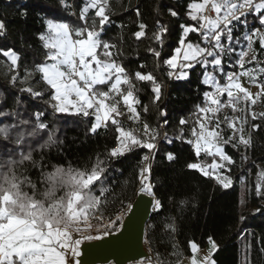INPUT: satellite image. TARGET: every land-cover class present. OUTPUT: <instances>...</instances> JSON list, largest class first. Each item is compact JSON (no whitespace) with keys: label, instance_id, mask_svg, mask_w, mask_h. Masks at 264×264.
Instances as JSON below:
<instances>
[{"label":"trees","instance_id":"16d2710c","mask_svg":"<svg viewBox=\"0 0 264 264\" xmlns=\"http://www.w3.org/2000/svg\"><path fill=\"white\" fill-rule=\"evenodd\" d=\"M202 0H108L106 15L108 22L100 32V39L115 47L110 51L113 58L125 69L134 85L135 95L140 100L137 106L140 121L134 122L125 115L119 117L121 125L126 129H141L143 123L157 129L159 137L156 141L151 164L150 181L153 184L156 198L163 203V210L152 212L146 226L145 243L151 258L157 264H177L191 256L190 242L199 248L208 245L211 237L218 245L212 259L216 264H264V195L256 194V187L264 182V95L255 105L241 102L243 112L227 111L226 115H241L247 122V136H251V147L241 145L233 147L231 143L223 145L224 151L234 163L229 170H223L232 180V185L224 189L218 182L205 177L195 170H188L187 164L196 162L209 163L212 158L206 155L196 157L192 145L186 143L191 139V129L195 125L198 107L204 104V93L212 89L203 84L205 69L200 64L188 70V78L176 80L169 78L167 72L171 68L166 64L176 50L183 37L181 25L194 27L197 22L188 16L189 5ZM87 0H0V20L6 25V33L0 36V107L5 111H19L27 118L40 112L45 130L33 138L32 153L34 166L26 161L19 172L28 175L34 183L38 182L40 165L44 171L54 167H72L79 170H90L96 158L104 160L106 171L101 181H97L92 189L99 194L101 187L112 188L107 195L104 215L114 216L131 203L138 193V173L142 156L146 149L135 148L124 156L110 158L108 153L116 146V126L108 123L95 134L90 132L94 117L55 113L47 103L51 90L45 91L43 97H33L21 89L31 87L33 91L46 89L42 74L35 71V66L45 62L46 49L39 35L47 31L45 21L67 22L72 26H83L79 14ZM175 11L174 17L171 12ZM26 12L24 16L22 13ZM95 13H88V23ZM99 29V17H96ZM146 25L145 35L136 38L135 33L141 31L139 25ZM255 25L258 24L255 20ZM161 27L167 29L162 36V44L154 39V33ZM187 42L201 43V37L190 33ZM237 50V46H234ZM149 49L160 52L157 58ZM253 51L264 67V49L260 48L258 39L254 42ZM6 51L15 52L19 59L13 66L11 60L4 55ZM238 55L236 52L223 56L225 73L236 71ZM143 65V67H141ZM210 72V68L207 69ZM31 72L32 75L28 76ZM152 74L162 85L159 101L153 103L154 94L151 83L135 79V73ZM213 72V70L211 71ZM221 84L225 77L218 71L213 72ZM16 76L15 82L12 77ZM255 84H264V74L258 73ZM105 90H106V86ZM127 87V86H123ZM19 101L17 104L16 101ZM147 107V112L144 108ZM257 112L252 119L250 111ZM165 113L161 115V113ZM221 120L223 114H217ZM187 121L181 125L180 120ZM166 121V123H165ZM9 123L0 119V127ZM252 125H259L253 129ZM222 135H231L226 124ZM165 133L167 134L165 136ZM53 135L55 143L41 147L48 135ZM171 141V143H169ZM175 154V159L168 161L166 153ZM247 157V159H244ZM43 189V185H40ZM121 201L123 203H121ZM186 201V203H181Z\"/></svg>","mask_w":264,"mask_h":264},{"label":"snow or ice","instance_id":"6c2138e0","mask_svg":"<svg viewBox=\"0 0 264 264\" xmlns=\"http://www.w3.org/2000/svg\"><path fill=\"white\" fill-rule=\"evenodd\" d=\"M107 6L108 0H87L79 14V19L84 22L83 26H72L67 22H53L52 19H47V31L38 37L47 50L45 62L36 65L35 71L42 74V80L48 87L40 91H33L28 87L21 91L28 92L33 97H43L45 91L50 89L47 103L55 113L82 115L85 118L94 116L95 122L90 128L92 134L101 127H107L109 122L115 125V131L118 133L117 146L108 153L110 158L124 156L135 148L146 149L147 154L142 156V166L138 173L139 192L153 198V212L159 213L163 210V203L156 198L150 181V161L157 149L159 132L146 122L143 123L142 130L126 129L118 119L127 113L129 120L139 122L140 112L137 106L141 102L135 95L134 85L126 69L113 58L114 54L110 49L115 46L100 39V32L109 20L106 15ZM90 10H95V14L89 24ZM206 11L214 12L215 16L205 15ZM250 12L258 14L259 24L264 26V0H202L191 3L188 16L191 21L197 22V26L181 25L184 35L179 43L183 48V55L181 56V49L178 48L176 55L166 61L171 69H177L178 66L181 69L178 73L168 72V77H174L176 80L187 79L188 73L184 69L192 68L195 64H200L205 69L202 82L212 90L204 93V104L198 107L195 125L191 129L192 138L186 140V143L192 145L197 158L203 153L213 160L207 166L196 162L188 163L187 169L216 179L224 189L232 185V180L227 175H221L220 170H229L227 165L234 161L226 154L223 145L231 143L233 147L243 145L249 148L251 136H244V124L247 121L242 117L225 116L221 120L217 114L225 107H231L233 112H236L237 105L242 101L255 105L264 95V84H257L261 92L254 96L240 83V77H249L250 82L256 83L257 73L264 74V67L259 66L260 62L255 55L248 63L256 61L257 68L244 70L245 57L254 50L253 45L257 39L260 48L264 49V29L255 28L250 33H245L247 50H241L237 60V65L242 71L225 73L222 66L223 56L235 52L232 46L234 22L241 21V17H246ZM22 15L26 16L27 13ZM171 15L175 17L177 13L172 11ZM96 17H99V29ZM243 23L246 26V21ZM145 27L143 23L139 25L141 31L135 33L137 39L145 35ZM166 31V28L161 27L154 33V39L162 44V36ZM5 33L6 25L0 20V36ZM190 33H198L202 44L186 42ZM239 43L237 39L235 44ZM149 51L157 58L160 56V52L155 49ZM4 55L11 60L13 66L17 64L19 57L15 52L6 51ZM178 60L183 62L178 65ZM209 67L213 72L218 71L225 77L223 84L215 74L207 71ZM31 75L29 72L28 76ZM16 79L17 77L13 76L12 82ZM135 79L151 83L153 103L161 99L162 85L152 74L136 72ZM225 94L227 101H222L220 97ZM121 105L126 109V113L122 111ZM239 110L244 111L243 108ZM144 111L147 112V107ZM42 115L36 112L34 116L25 118L19 111H5L0 107V119L9 121L0 127V264H73L74 261L75 264H80L76 258L80 256L82 243L99 240L101 234H110L118 227V222L119 225L123 223V214L116 216L115 220L104 221L101 209L102 205L107 203L105 194L109 189L101 187L99 194L92 189L97 181H101L106 171L105 162L99 157L90 170L54 167L45 172L43 165H40L37 183H34L30 176L19 172L20 166L26 161L36 165L32 155L35 150L32 140L47 128L41 120ZM261 115L264 116V113ZM252 119H256L255 114ZM186 123V120H180L181 125ZM222 124H226L232 132L226 138L222 135ZM258 127L259 125H252L253 129ZM53 143L55 141L50 134L41 147ZM166 157L168 161H172L175 154L168 152ZM261 176H264V172ZM40 185H43V189ZM256 194L264 195L260 184L256 187ZM126 208L130 212L132 203H128ZM93 219L98 223L93 225ZM93 230L97 234H92ZM77 233L79 238H74ZM208 243L211 246L208 255L198 261L195 256L199 250L198 245L190 242L194 254L191 264H216L212 256L218 250V245L211 237ZM157 264L160 262L157 261Z\"/></svg>","mask_w":264,"mask_h":264},{"label":"water","instance_id":"95a60500","mask_svg":"<svg viewBox=\"0 0 264 264\" xmlns=\"http://www.w3.org/2000/svg\"><path fill=\"white\" fill-rule=\"evenodd\" d=\"M153 198L137 193L118 230L80 245V264H139L151 258L145 243ZM75 264V261L73 262Z\"/></svg>","mask_w":264,"mask_h":264},{"label":"built area","instance_id":"2783aa9c","mask_svg":"<svg viewBox=\"0 0 264 264\" xmlns=\"http://www.w3.org/2000/svg\"><path fill=\"white\" fill-rule=\"evenodd\" d=\"M205 15H208V16H211V17H214L215 16V13L214 12H210V11H206L205 12ZM255 20H257L258 24H254L255 23ZM244 21H246V26L245 24L243 23ZM235 24V27L233 29V47L234 46H237V50H235L236 54L238 55V53L241 51V50H247V47H246V40L244 39V36H245V33H250L253 29L255 28H262L264 29V26H261L259 24V21H258V14H255V13H249L246 17H241V21H237V22H234ZM198 36H200L198 33H196ZM239 39L240 43L239 44H235V41ZM203 46V45H202ZM254 55V51L250 52L249 55ZM239 58V57H238ZM246 58V57H245ZM181 69L178 68V69H171L169 71H172L174 73H178ZM168 71V72H169ZM167 72V74H168ZM230 72H236V73H239V69L237 67L236 71H230ZM174 78V77H173ZM224 82H225V79H224ZM116 146H117V141H116ZM115 146V147H116ZM261 180L264 182V176H260ZM112 191V188H109V191L105 194V199L107 198V195L109 194V192ZM105 207H106V204L105 205H102V209L101 210H105ZM126 209V208H125ZM124 209V210H125ZM123 211V210H121ZM120 211V212H121ZM119 212V213H120ZM116 215L112 216L111 218L108 219V217H110L109 215H104V219H106V222L108 220H115V217ZM118 216V215H117ZM124 217V215H123ZM93 224V223H92ZM121 225H119V222H118V227L114 230V231H111L110 233H113L115 232L116 230H118L120 228ZM103 231V229L101 230ZM92 234H97L94 230L92 231ZM102 236H105L103 234H101V237Z\"/></svg>","mask_w":264,"mask_h":264},{"label":"rangeland","instance_id":"374dc122","mask_svg":"<svg viewBox=\"0 0 264 264\" xmlns=\"http://www.w3.org/2000/svg\"><path fill=\"white\" fill-rule=\"evenodd\" d=\"M89 12H91V13H95V10H90ZM255 55V54H254ZM253 55L251 54V55H249L248 57H246L245 58V69L244 70H246V69H248V68H253V69H256L257 68V62L256 61H253L252 63H248V61H250L251 60V57H252ZM237 67H238V65H237ZM210 68V72L212 71V69H211V67H209ZM238 69H239V72L240 71H242V69H240L239 67H238ZM213 73V72H212ZM214 74V73H213ZM257 75H258V73H257ZM240 83H241V85L243 86V87H245L246 89H248L254 96H255V94L256 93H258V92H261V89L259 88V87H257V84H255V83H252V82H250V78L249 77H240ZM237 95H240V96H242V94L241 93H237ZM220 99L222 100V101H227V96H226V94L224 95V96H221L220 97ZM243 102V101H242ZM249 104H250V102H248ZM251 105V104H250ZM241 108V104L240 105H237V111H240L239 109ZM232 108L231 107H225V108H223V109H221V111L219 112V114H223L224 116H228V115H226V113H227V111H229V110H231ZM253 114H255V116L257 115V112L256 111H254V110H251L250 111V115L251 116H253ZM236 116H240V117H242L241 115H236ZM236 116H232V115H229L228 117H236ZM94 117V116H93ZM243 118V117H242ZM244 119V118H243ZM94 122H95V120H94ZM237 127H239V123H237ZM244 128H245V124H244ZM229 131H230V133L232 134V132H231V129H229ZM244 136H245V138H247L248 136H247V132H246V128H245V131H244ZM221 143H222V141H221ZM242 147H244L243 145H241ZM201 155H205V154H203V153H201ZM212 158V157H211ZM212 160H213V158H212ZM212 160L209 162V163H206V164H202L203 166H207V165H210L211 163H212ZM216 160H217V162L219 163L220 161H219V158L217 157L216 158ZM231 165V164H230ZM230 165H227V169L230 167ZM209 171H211V169L209 168L208 169ZM220 174L221 175H226V174H224L223 173V170H220ZM214 179V178H213ZM216 180V179H215ZM139 188H140V184H139V187H138V192H139ZM120 212V211H119ZM116 213L115 215L117 216V215H121V214H123V215H125L126 214V212H127V208L125 209V210H123V211H121L120 213ZM115 216V217H116ZM112 217V216H111ZM111 217H108V219L109 218H111ZM104 221L106 222V219H104ZM91 223H93V225H95V224H97L98 223V221H96V220H91ZM74 236L75 237H77V238H79V234L77 233V234H74ZM210 244H209V249H210Z\"/></svg>","mask_w":264,"mask_h":264},{"label":"crops","instance_id":"0c3cea01","mask_svg":"<svg viewBox=\"0 0 264 264\" xmlns=\"http://www.w3.org/2000/svg\"><path fill=\"white\" fill-rule=\"evenodd\" d=\"M202 2V1H201ZM187 42V41H186ZM181 56L183 55V48H182V46H181ZM176 55V52L174 53V55L173 56H175ZM183 61H179L178 60V65H179V63H182ZM179 68V66L177 67V69ZM190 68H188V69H184V71H186L187 73H188V70H189ZM74 238H77V237H75L74 236ZM198 251L195 253V256H196V258H197V260L198 261H200V260H203V258L205 257V256H207L208 255V253H209V243H208V245L205 247V248H199L198 247ZM190 251H191V248H190ZM194 254H193V252L191 251V256H189V257H186V258H184V259H182L181 261H179L177 264H191V259H192V256H193ZM139 264H155L153 261H150V260H148V261H144V262H142V263H139Z\"/></svg>","mask_w":264,"mask_h":264}]
</instances>
